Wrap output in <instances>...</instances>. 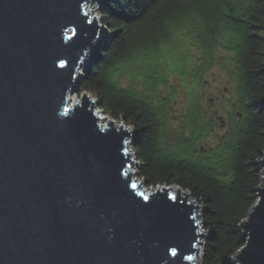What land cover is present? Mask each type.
Listing matches in <instances>:
<instances>
[{"label": "water", "instance_id": "95a60500", "mask_svg": "<svg viewBox=\"0 0 264 264\" xmlns=\"http://www.w3.org/2000/svg\"><path fill=\"white\" fill-rule=\"evenodd\" d=\"M101 2L0 0V264L201 258L202 206L177 186H145L134 129L105 121L88 92L70 101L102 36ZM258 166L236 264H264V152Z\"/></svg>", "mask_w": 264, "mask_h": 264}, {"label": "trees", "instance_id": "16d2710c", "mask_svg": "<svg viewBox=\"0 0 264 264\" xmlns=\"http://www.w3.org/2000/svg\"><path fill=\"white\" fill-rule=\"evenodd\" d=\"M98 12L102 36L78 89L93 95L97 109L134 129L136 170L148 186H177L202 206L207 234L201 264H235L243 246L240 225L262 176L264 0H102ZM220 56L236 82L225 118L203 105L202 77ZM157 61L166 68L162 75ZM171 61L177 65L170 68ZM137 62L143 64L139 77L128 79ZM168 74L179 75L186 99L170 118L177 123L173 131L166 110L175 88L167 92ZM214 123L225 131L203 145L214 135Z\"/></svg>", "mask_w": 264, "mask_h": 264}, {"label": "rangeland", "instance_id": "374dc122", "mask_svg": "<svg viewBox=\"0 0 264 264\" xmlns=\"http://www.w3.org/2000/svg\"><path fill=\"white\" fill-rule=\"evenodd\" d=\"M90 3H88V8H89ZM93 8H97V4H93ZM99 10V9H98ZM95 13V9L91 10V16H93ZM98 17H99V12H98ZM186 49H190V51H192L193 53H195L191 47H186ZM226 53L218 50L217 55H225ZM222 59V56H220L217 60H215V63L213 64V66L207 70V72L203 75L202 79H203V88L205 89V95H204V99H203V105L204 107L207 108V110L209 111V113H217L218 115H222L223 118L226 117L227 115V109L230 106L229 100H233L234 98V90H235V86H236V82L235 80L232 78V76H230L226 69L223 67V65L220 63L219 60ZM141 62H145L146 59L144 60H140ZM170 61V58L167 59V62ZM160 62V61H157ZM152 62H149V65H151ZM161 63V62H160ZM138 64V65H137ZM137 66H135L136 68L131 69L129 71V75H127L128 79L134 78V77H139V75L135 74L136 72L139 71V65H141L142 63L137 62ZM164 63L162 62L160 64V67H158V72L161 73L162 75V69L165 68V66L163 65ZM179 64V63H178ZM143 65V64H142ZM175 65H177V62H173L171 61V63L169 64L170 68L174 67ZM143 69L146 70L145 67H142ZM166 69V68H165ZM82 72V70H81ZM126 82V81H125ZM175 88V98L174 100L170 103V105H168V110H166V114L169 116L168 118V124H167V128L172 130L175 127H177V123L170 119L173 114H177V111H182L185 106H186V99H185V94L181 88V80L179 78V75H172V74H168L167 76V84L165 86L167 92L170 93L171 88ZM158 89L160 90V94L161 95H165L164 91H163V86H158ZM89 93V92H88ZM84 94V91L81 92L79 89L72 93L70 95V101L73 102V100L75 99V97H77L79 100L81 98V96ZM90 96H93L90 94ZM207 96H210L211 101H212V105L209 106L206 103V98ZM95 109L96 108V104H95ZM105 115V114H104ZM105 120H108V115H105ZM116 123H118L119 121H115ZM213 130H214V135L210 134L205 140L204 142H202L203 145H206L209 142H214V140L223 133V131H225V127L223 126H216V124L214 123L213 125ZM173 131V130H172ZM133 153V150H132ZM137 165H133L132 169L136 170ZM137 176V179L140 180V176L139 173L137 172V170L134 173ZM145 186L149 187L147 185V183L145 184ZM199 219H200V214H199ZM201 227H204V225L202 224ZM206 234L204 236H201V238H205ZM198 254L196 255L195 259H197L196 264H201V258H197ZM235 264L236 262L233 261Z\"/></svg>", "mask_w": 264, "mask_h": 264}, {"label": "bare ground", "instance_id": "6f19581e", "mask_svg": "<svg viewBox=\"0 0 264 264\" xmlns=\"http://www.w3.org/2000/svg\"><path fill=\"white\" fill-rule=\"evenodd\" d=\"M94 50V49H93ZM106 121V120H105Z\"/></svg>", "mask_w": 264, "mask_h": 264}, {"label": "clouds", "instance_id": "9594fccd", "mask_svg": "<svg viewBox=\"0 0 264 264\" xmlns=\"http://www.w3.org/2000/svg\"><path fill=\"white\" fill-rule=\"evenodd\" d=\"M99 9V8H98ZM95 102V101H94Z\"/></svg>", "mask_w": 264, "mask_h": 264}]
</instances>
